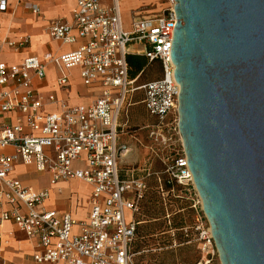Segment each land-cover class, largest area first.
Segmentation results:
<instances>
[{"label": "built area", "instance_id": "built-area-1", "mask_svg": "<svg viewBox=\"0 0 264 264\" xmlns=\"http://www.w3.org/2000/svg\"><path fill=\"white\" fill-rule=\"evenodd\" d=\"M7 2L0 0V11L7 9ZM169 3L159 15L132 13L127 27L121 0H76L71 22L45 25L53 40L79 42L63 54L49 52L43 58L27 55L8 61L3 58L4 51L20 52L29 45L30 36L0 42V222L12 221L35 242L37 262L135 264L134 242L141 223L138 216L151 171L147 168V173L139 175L134 168H120L119 135L134 95L142 91V103L156 119L159 134L166 141L181 137V88L171 55L175 1ZM25 6L39 11L35 4ZM133 45L139 46L137 53L149 62H158V78L139 83L141 74L129 76L127 54ZM48 64L58 67L57 82L63 87L68 83L67 71L79 68L84 85L100 87L94 101L70 105L54 93L41 94L34 81L46 80ZM54 104L59 110L48 109ZM19 162L47 172L51 186L74 178L88 183L87 218L77 220L69 212L48 208L51 190L24 184L15 175ZM154 175L160 193L175 192L177 198L189 201L192 227L211 243L213 237L210 227L206 228L184 148L168 156L165 168ZM173 213L166 211L168 224Z\"/></svg>", "mask_w": 264, "mask_h": 264}, {"label": "water", "instance_id": "water-1", "mask_svg": "<svg viewBox=\"0 0 264 264\" xmlns=\"http://www.w3.org/2000/svg\"><path fill=\"white\" fill-rule=\"evenodd\" d=\"M179 129L222 264H264V0H174Z\"/></svg>", "mask_w": 264, "mask_h": 264}, {"label": "rangeland", "instance_id": "rangeland-1", "mask_svg": "<svg viewBox=\"0 0 264 264\" xmlns=\"http://www.w3.org/2000/svg\"><path fill=\"white\" fill-rule=\"evenodd\" d=\"M168 6L169 0H121L127 27L130 26L131 15L135 10L143 16H154L162 13ZM159 76L158 63L148 62L138 82L144 83ZM72 79L74 87L78 81L77 70L72 71ZM80 89L84 90L82 87ZM142 98L143 92H136L134 100L138 103L130 108L128 118L122 119L127 124L120 129L119 142L129 149L121 152V169L134 168L139 175L147 173V168L151 171V175L147 177L148 189L138 216L142 222L134 242L135 264H222L214 239L208 243L192 227L194 219L189 201L177 198L175 192L162 194L157 189L158 181L154 173L162 171L168 156L181 151L184 146L181 137L166 141L159 134L155 126L156 119L147 113L144 104L140 102ZM23 178L34 185H48L47 174L34 172L24 175ZM69 188L81 195L88 190V186L77 179L69 181ZM177 191L176 189V193ZM166 211L174 212L171 224L165 218ZM74 215L79 219L84 211L78 210ZM204 220L206 228H209L206 216Z\"/></svg>", "mask_w": 264, "mask_h": 264}, {"label": "crops", "instance_id": "crops-1", "mask_svg": "<svg viewBox=\"0 0 264 264\" xmlns=\"http://www.w3.org/2000/svg\"><path fill=\"white\" fill-rule=\"evenodd\" d=\"M25 3L37 5L39 11L35 12L27 8ZM75 6L76 0H8L7 9L5 11H0V42L5 39H17L27 34L30 36V43L17 53L10 49H6L3 53V58L8 61H18L27 55H37L43 58L45 54L49 52L63 54L75 49L79 42L75 44H66L53 40L45 30V25L50 22H71ZM134 12H136V10ZM138 49L139 46L137 45L130 46L131 53H137ZM73 70H77L78 73V81L74 87H72ZM46 71V80L39 81L36 79L34 81L35 87L44 96H47L49 93H54L58 98L65 99L70 105H88L94 101L100 91L99 86L90 87L83 84L79 68L77 67L67 71L69 76L68 83L64 87L60 86L57 82L60 71L56 65L48 64ZM81 87L84 88V90L80 89ZM140 102L142 103V100ZM137 103L138 102L134 100L131 106H129L127 111L128 114L130 108ZM48 109L59 110V107L54 104L48 106ZM128 114L126 118H128ZM122 124L123 127H125L127 122L122 121ZM120 146L122 147L121 152L129 150L126 149L127 147L123 144H120ZM20 168L23 170L20 171ZM122 170L126 171L128 169ZM34 172L47 174L48 185L45 187L34 185L23 178L24 175ZM15 175L24 184L30 185L36 189L49 188L51 194L47 204L48 208L56 209L60 212H69L74 217V213L78 210H82L84 211V215L77 220H85L87 218L90 209L88 201L91 195V186L88 183L77 179L88 186L87 192L83 195L69 188V181L73 179L60 181L56 186H51L50 175L47 172H38L33 165H25L20 162L15 166ZM59 188L61 191L58 190ZM66 204H68V207ZM5 207H7V205H5ZM0 233L2 234L0 239V264H63L60 262H37L34 259V254L38 251L35 242L29 239L24 232L20 231L12 221L0 222Z\"/></svg>", "mask_w": 264, "mask_h": 264}, {"label": "trees", "instance_id": "trees-1", "mask_svg": "<svg viewBox=\"0 0 264 264\" xmlns=\"http://www.w3.org/2000/svg\"><path fill=\"white\" fill-rule=\"evenodd\" d=\"M148 62H149L148 58L143 54L128 53L127 63L129 67V76L131 78H135L138 74L142 75V73L144 72L145 66L147 65ZM158 69L160 72L159 65H158ZM166 189H169V186H166Z\"/></svg>", "mask_w": 264, "mask_h": 264}, {"label": "bare ground", "instance_id": "bare-ground-1", "mask_svg": "<svg viewBox=\"0 0 264 264\" xmlns=\"http://www.w3.org/2000/svg\"><path fill=\"white\" fill-rule=\"evenodd\" d=\"M210 232H211V228H210ZM211 235H212V233H211Z\"/></svg>", "mask_w": 264, "mask_h": 264}]
</instances>
